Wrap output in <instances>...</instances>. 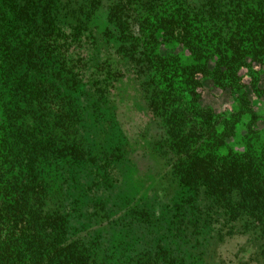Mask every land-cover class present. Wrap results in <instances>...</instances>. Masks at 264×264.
Segmentation results:
<instances>
[{"label":"trees","instance_id":"1","mask_svg":"<svg viewBox=\"0 0 264 264\" xmlns=\"http://www.w3.org/2000/svg\"><path fill=\"white\" fill-rule=\"evenodd\" d=\"M128 74L177 155L155 184L119 141ZM262 99L264 0H0V264H225L236 234L264 264Z\"/></svg>","mask_w":264,"mask_h":264},{"label":"rangeland","instance_id":"2","mask_svg":"<svg viewBox=\"0 0 264 264\" xmlns=\"http://www.w3.org/2000/svg\"><path fill=\"white\" fill-rule=\"evenodd\" d=\"M210 77L211 75L207 76L205 87L202 88V85L198 87V90H202L203 102L209 103L219 112L234 107L235 104L222 91L217 93ZM131 79L129 74L122 75L113 89L118 116L126 136L119 141L129 142L131 145L130 155L137 162L138 175L147 178L148 184H155L158 179L166 177L171 172L177 155L173 151L162 154L159 146L154 144V140L163 137L162 117L149 106ZM258 106L261 111L264 110V99L258 102ZM123 188L128 190V182ZM247 241V236L241 234L225 237L216 247V260L225 264H254L250 260L252 250Z\"/></svg>","mask_w":264,"mask_h":264},{"label":"flooded vegetation","instance_id":"3","mask_svg":"<svg viewBox=\"0 0 264 264\" xmlns=\"http://www.w3.org/2000/svg\"><path fill=\"white\" fill-rule=\"evenodd\" d=\"M215 87V86H214ZM216 89V88H215ZM217 91V93L218 92H221V90H216ZM222 93H223V91H222ZM226 95V94H225ZM227 96V95H226ZM228 97V96H227ZM228 99L230 100V101H232L229 97H228ZM233 102V101H232ZM230 109H232V108H230ZM230 109H228V110H230Z\"/></svg>","mask_w":264,"mask_h":264}]
</instances>
